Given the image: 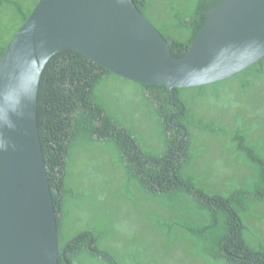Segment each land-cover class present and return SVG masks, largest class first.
<instances>
[{
	"label": "trees",
	"instance_id": "obj_1",
	"mask_svg": "<svg viewBox=\"0 0 264 264\" xmlns=\"http://www.w3.org/2000/svg\"><path fill=\"white\" fill-rule=\"evenodd\" d=\"M221 1L133 0L176 58ZM38 2L0 0V59ZM175 94L74 50L49 60L37 118L58 264H264V59Z\"/></svg>",
	"mask_w": 264,
	"mask_h": 264
},
{
	"label": "water",
	"instance_id": "obj_2",
	"mask_svg": "<svg viewBox=\"0 0 264 264\" xmlns=\"http://www.w3.org/2000/svg\"><path fill=\"white\" fill-rule=\"evenodd\" d=\"M66 50L176 98L178 88L223 81L264 59V0L207 10L180 58L133 0H39L0 59V264L59 263L37 107L47 63Z\"/></svg>",
	"mask_w": 264,
	"mask_h": 264
}]
</instances>
